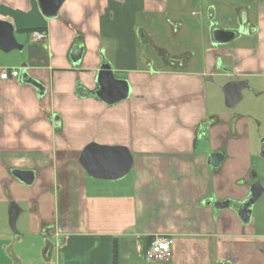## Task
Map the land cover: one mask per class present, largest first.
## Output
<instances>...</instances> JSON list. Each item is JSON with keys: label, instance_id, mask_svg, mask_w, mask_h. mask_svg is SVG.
<instances>
[{"label": "crops", "instance_id": "obj_1", "mask_svg": "<svg viewBox=\"0 0 264 264\" xmlns=\"http://www.w3.org/2000/svg\"><path fill=\"white\" fill-rule=\"evenodd\" d=\"M169 3L65 0L48 18L38 0H0V20L24 45L9 52L6 68L0 62V73L26 63L45 87L40 94L21 76L0 77V191L29 202L33 214L29 233L0 238L3 264H114L115 243L118 264H227V239L234 249L264 241L234 210L208 204L247 196L257 154L243 142L244 123L211 130L210 120H220L207 104V82L216 73L245 78L264 95V0H217L216 16L206 17L239 32L215 45L206 25L212 47L195 70L188 60L153 68L142 56L145 45L165 52L156 38L183 28ZM36 29L47 37L35 40ZM75 46L83 48L77 63ZM105 63L130 85L128 97L111 105L95 94ZM204 131L209 145L198 150ZM91 143L128 148L129 174L114 181L89 176L80 157ZM220 150L225 159L216 168L208 158ZM17 169L32 171L34 181L20 180ZM157 236L172 242L169 260L146 258L149 238Z\"/></svg>", "mask_w": 264, "mask_h": 264}, {"label": "rangeland", "instance_id": "obj_2", "mask_svg": "<svg viewBox=\"0 0 264 264\" xmlns=\"http://www.w3.org/2000/svg\"><path fill=\"white\" fill-rule=\"evenodd\" d=\"M169 11L175 12L176 19L184 21L183 28L177 34H174L171 28L169 34L165 36L160 34L156 38L159 45L166 50L165 52L158 53L150 45H145L142 56L146 60L149 59L153 68L163 66L166 61L170 62L174 60L176 63L182 64L188 60L189 62L186 64L189 69H199L204 63L206 47H212L209 31L207 32L205 26L218 25L216 19L210 22L206 17L210 16L211 12L214 13L211 16H216L217 0H170ZM171 20H175L173 16H171ZM232 44L233 42L230 43V45ZM10 54L12 53L6 54L0 51V62L4 63L1 66L7 67V62L3 60L9 57ZM18 69H20L19 66ZM219 74L216 73L207 82V104L210 116H214L220 120V122H216L213 119L210 120L211 130H226V128L229 126L233 127L235 124L240 128L241 124L244 123V127L247 129L249 136L243 137V142L247 143L248 140L251 150L256 154L260 137H264V95H255L251 90L246 89L243 91V100L236 107L229 108L225 103L223 87L227 82L235 78ZM116 75L119 77L118 79H121L124 74L117 73ZM249 79L254 80L253 78ZM257 122L259 124L258 126L256 125ZM257 129L260 132H257ZM207 134L208 138L205 137L199 140L198 150L209 145L208 139L211 133ZM223 138L226 141L229 140L222 132ZM254 171L264 187V159L254 158ZM132 176L133 173H131L130 178ZM5 187L6 189L8 188L7 185ZM28 188L33 192L36 191L35 186H28ZM10 192L12 193L9 189L8 192L3 189L0 191L1 239L2 236H11L12 238L24 236V234L31 231L33 223V214L30 211L29 202L15 200L23 212L16 222L18 233H14L9 221V205L11 201H14L9 197ZM251 226L259 234L264 233V194L254 205ZM227 240L226 248H228V251H226L225 255L226 260H228L227 264H264V241L256 240L255 243L253 241H242L234 249V242L229 239ZM4 251L8 253L7 246L3 248Z\"/></svg>", "mask_w": 264, "mask_h": 264}, {"label": "water", "instance_id": "obj_3", "mask_svg": "<svg viewBox=\"0 0 264 264\" xmlns=\"http://www.w3.org/2000/svg\"><path fill=\"white\" fill-rule=\"evenodd\" d=\"M65 0H38L41 12L48 18H54L59 15V10ZM236 31L226 29H215L213 38L215 43H227L236 36ZM24 45L19 43L15 37L13 26L8 21L0 20V50L9 53L13 50L22 51ZM83 54V48L75 46L71 57L74 63H77ZM27 64L23 63L20 68V76L24 83L33 85L43 94L45 87L35 78L29 76ZM247 86V81H230L223 87L226 106L236 107L243 100V90ZM130 85L124 79H118L114 75L112 67L105 63L102 64L97 76V88L95 94L98 98L107 104L118 103L128 97ZM225 159V152H214L209 156V164L213 167H219ZM80 163L89 176L101 180H119L129 174L133 167V156L130 150L124 146H102L96 143L89 144L80 157ZM14 174L22 181L31 184L34 181L32 171L15 170ZM264 188L260 182H256L251 188V198L244 204V208L238 212L243 221L249 219V206L254 204L263 194ZM214 204L216 209L230 207V200L208 202ZM22 209L17 202L11 201L9 205V221L14 232H17L16 222ZM245 214L248 216L245 218Z\"/></svg>", "mask_w": 264, "mask_h": 264}, {"label": "flooded vegetation", "instance_id": "obj_4", "mask_svg": "<svg viewBox=\"0 0 264 264\" xmlns=\"http://www.w3.org/2000/svg\"><path fill=\"white\" fill-rule=\"evenodd\" d=\"M215 29H223V28H220L218 25H212L211 26V29H210V31H211V36H212V39H213V43L215 44V45H217V44H220V43H215V41H214V38H213V31L215 30ZM227 30V29H226ZM228 30H234V31H236V32H239L238 30H239V28L238 29H228ZM230 81H247V86H246V88L244 89V90H246V89H249V90H251L252 91V89H251V87L249 86V83H248V80H246L245 78H235V79H232V80H230ZM229 81V82H230ZM228 83V82H227ZM243 90V91H244ZM253 93L255 94V95H259L257 92H254L253 91ZM257 126L259 125L258 124V122H257V124H256ZM230 127V126H229ZM260 130H261V128H260ZM259 131V129H257V132ZM207 131H204V133L205 134H207L206 133ZM260 132V131H259ZM216 152H219V151H216ZM220 152H226V150H220ZM214 153V152H213ZM256 156L258 157V158H262V159H264V137H260V140H259V142H258V151L256 152ZM211 155V154H210ZM209 155V156H210ZM208 160H209V158H208ZM258 177V175L255 173V171H254V169H253V171L251 172V178H252V181L250 182V185H249V187H248V194H247V196H245L243 199H231V198H225V199H215V200H211V202H215V201H225V200H230V209H232V210H234L237 214H238V212L240 211V210H242L243 208H244V204L246 203V202H248V200L251 198V196H252V194H251V188H252V186L256 183V182H260V180L257 178ZM260 184H261V182H260ZM262 185V184H261ZM263 187V186H262ZM264 188V187H263ZM263 194H264V192H263ZM263 194L261 195V197L263 196ZM260 197V198H261ZM260 198L258 199V201L260 200ZM258 201H256L254 204H252V205H250L249 206V210H250V212H249V219L247 220V222H245V221H243L242 220V218L239 216V214H238V216L240 217V219H241V221H242V223L243 224H250L251 222H252V214H253V209H254V205L258 202ZM214 205V204H213ZM245 216V218L248 216V214H245L244 215ZM247 219V218H246Z\"/></svg>", "mask_w": 264, "mask_h": 264}, {"label": "built area", "instance_id": "obj_5", "mask_svg": "<svg viewBox=\"0 0 264 264\" xmlns=\"http://www.w3.org/2000/svg\"><path fill=\"white\" fill-rule=\"evenodd\" d=\"M32 37L35 40H43L47 37V32L44 30H33ZM20 76V69L3 70L0 73L2 79L17 78ZM145 256L151 261H165L172 256V242L163 236H157L151 242L150 246L145 252Z\"/></svg>", "mask_w": 264, "mask_h": 264}, {"label": "trees", "instance_id": "obj_6", "mask_svg": "<svg viewBox=\"0 0 264 264\" xmlns=\"http://www.w3.org/2000/svg\"><path fill=\"white\" fill-rule=\"evenodd\" d=\"M90 94H94V91H89ZM151 242L154 240L153 237L149 238ZM114 264H118V247L117 244H114Z\"/></svg>", "mask_w": 264, "mask_h": 264}]
</instances>
